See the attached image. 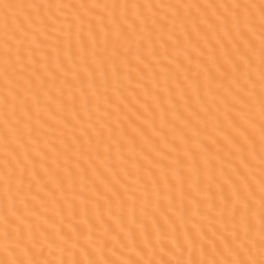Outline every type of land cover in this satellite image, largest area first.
Masks as SVG:
<instances>
[{
	"label": "bare ground",
	"instance_id": "1",
	"mask_svg": "<svg viewBox=\"0 0 264 264\" xmlns=\"http://www.w3.org/2000/svg\"><path fill=\"white\" fill-rule=\"evenodd\" d=\"M234 2L256 5L252 10L256 27L249 33L256 51L253 55L247 100L237 109H232L230 104L221 107L218 115L225 124L232 116H236L251 133L249 140L255 146V153L249 156L244 171L255 192L252 223L253 236L258 240L260 184L264 176L260 160V127L264 122L261 118V103L264 98L261 96L259 78L261 0H0V166H3L6 155L2 136L5 124L4 97L11 99L15 95L13 88L24 91L23 85L28 84L30 78L34 77L35 83L30 85L32 92L26 93L33 110L32 123L36 128L33 140H38L40 148L48 154L44 158L46 163L37 164L39 174L35 171L29 172V180L25 181L24 191L20 196L23 204L18 203V207L24 208L31 202V219L38 225H43L41 231L47 228L52 233H58L63 227L65 232H72L73 235L80 232L81 245L87 243L88 236H92L98 248L105 239L115 242L114 237L117 234L128 236L133 227L137 230V237L143 240L142 225L153 234V239L161 225L168 231L178 228L181 236L189 228L199 231L202 225L205 228L211 224L223 227L219 217L227 202V196L232 195L233 189L231 183L222 188L224 178L221 175L220 161L217 160L213 166L209 155L214 158L215 154L209 153L203 144L204 141L213 144L218 136L223 138L217 132V110L214 104L216 92L221 87L223 70L219 69L218 64L211 62L200 64L196 42L203 45V32L197 33L191 21L187 24L183 18L174 21L173 10L158 6ZM5 4L12 7L5 8ZM41 4H51L52 7L43 9V13L38 15L39 9L35 6ZM113 4L145 7H130L125 19V10H114L111 7ZM56 5L69 7L58 8ZM80 5L99 7L81 8ZM104 5L109 7L105 8ZM148 5L153 7H147ZM192 12L194 16L202 15L204 9H193ZM30 16L36 23L30 26L29 31V27L22 26L20 22L26 23ZM146 18L147 25L144 23ZM133 21H136V25H133ZM161 21L167 23L166 28L161 26ZM25 35L27 40L23 63L17 60L12 68L7 63L6 42L16 43ZM188 52L193 53L190 63ZM13 55L15 57V52ZM204 59H208L207 55ZM181 61H184L183 66ZM6 66H9L8 74L5 73ZM208 68L216 76L215 80L206 71ZM197 73L199 97L194 79ZM185 88L187 92L182 95L181 90ZM157 95L162 100L159 105L154 100ZM205 100L207 105L204 104ZM177 101L180 111L184 113L179 118L181 128L197 108L201 110V119L195 120V123H200L202 128L204 108L211 105L212 114L208 116L207 133L202 134L199 141L194 139L188 145L180 139L182 133L178 132L173 137L170 129H166L169 131V145L166 147L161 144L164 156L153 152L157 161L164 159V164L168 165L165 168L164 164L150 163L148 152L152 151V146L146 142L147 134H138L137 130L149 120L153 108L156 109L157 129L162 108L169 109L170 122L176 120L178 113L173 115L171 109ZM120 107L124 109L123 114L118 113ZM240 108L249 115L241 113ZM109 109L112 112L110 123L116 127L115 138L111 140L109 119L106 116ZM137 109L140 111L137 112ZM141 112L144 113L142 117ZM126 115H131L133 120L140 117L137 123L129 124L127 134L124 132ZM101 128L105 132L103 144L98 143ZM174 138L180 147L172 151L171 156H167ZM109 143L112 145L111 159H108L107 152ZM8 147L16 149L14 144ZM97 147L102 153L99 157ZM142 148H147V151L142 152ZM186 148L194 151L196 155L186 154ZM141 160L143 165L139 163ZM112 165L116 166L115 169ZM125 165L132 172L131 176H125L131 188L122 197L123 207L120 200L109 206L108 196L112 193L98 179V171L101 170L102 174L104 171L107 176L112 171L120 170L121 175H124ZM241 172L243 173V169ZM120 184L123 185L124 181L121 180ZM121 191H124L123 187ZM10 207L0 171V223ZM230 213L231 205L224 216L225 222L229 221ZM2 231L0 227V260L6 255ZM162 243L168 247L167 241ZM120 255H125V259L129 256L141 258L135 251L127 253L124 249H119L113 258H120ZM215 255L220 258L227 253L221 247ZM39 258L72 260L76 257L67 253L62 256L56 246L49 249L46 244L44 255ZM96 258H100L98 251ZM155 258L159 259V256ZM166 258L175 259L174 256ZM183 258L189 259L187 252ZM193 258L202 257L197 253Z\"/></svg>",
	"mask_w": 264,
	"mask_h": 264
},
{
	"label": "snow or ice",
	"instance_id": "2",
	"mask_svg": "<svg viewBox=\"0 0 264 264\" xmlns=\"http://www.w3.org/2000/svg\"><path fill=\"white\" fill-rule=\"evenodd\" d=\"M3 6L5 8L12 7L8 4ZM35 7L39 9L38 15H41L43 9H51L52 5L41 4ZM56 7L66 8L69 5H56ZM80 7L95 9L99 5H80ZM104 7L107 8L109 6L104 5ZM111 7L114 10L123 8L125 10V19H127V10L130 7L143 8L145 5L113 4ZM147 7L153 6L148 5ZM158 7H167L173 10L174 21H179L181 18L185 20L186 24L188 21H191L197 33L203 32V45L199 41L196 42L200 64L204 65L211 62L218 64L219 69L223 70L221 87L217 90L216 99L214 100L217 110V132L223 138L221 139L218 136L213 144H208L207 141L203 142L205 149L209 153L215 154L214 158L209 155L213 166L216 165L217 160L220 161L221 175L224 178V183L221 185L222 188H225L227 183H231L233 189L232 195L227 196V202L219 217V222L223 223V227L211 224L210 227L205 228L202 225L199 231L189 228L181 236L178 228L174 227L171 231H168L161 225L155 239H153V234L148 231L146 226L142 225L141 227L144 232L143 240L137 237V230L133 227L130 229L128 236L117 234L114 237L115 242L105 239L98 248L92 236H88L87 243L81 245L82 233L80 232H76L73 235L72 232H65L63 227H61L58 233H52L47 228L41 231L43 225H38L36 221L31 219V202L26 204L24 208L18 207V203L23 204L20 196L24 191L25 181L29 180V172L35 171L39 174L37 164L46 163V159L44 158L48 154L46 150L40 148L38 140H33L36 128L32 123L33 110L26 95V93L32 92L30 85L35 83V78L33 77L30 78L28 84L23 85L24 91L13 88L12 91L15 95L11 99L8 96L4 97L5 124L2 136L6 155L3 166H0V171H2L3 183L6 187L11 207L10 210L5 211L4 219L0 223V227L3 230V249L6 253L5 257L0 260V264H264V176H262L260 184V228L259 239L257 240L253 236L254 225L252 223L255 192L251 188V182L247 173L244 171L245 166L249 162V156L255 153V146L249 140L251 133L236 116H232L231 120L225 124L218 115L221 107H227L230 104L232 109H237L248 98L252 64L254 63L253 55L256 51L255 43L251 40L249 33L256 27L253 22L254 13L252 11L256 5L241 4L239 2L208 5L177 3L160 5ZM200 8L204 9L203 14L194 16L192 10ZM212 9H215V11H210ZM259 9V78L261 96L264 98V0H261ZM44 22L46 25L47 17H45ZM20 23L22 26L29 27L30 31V26L34 25L36 21L30 16L26 23L24 21ZM144 23L147 25V18ZM160 23L162 27H167L166 22L161 21ZM133 25H136V21H133ZM70 39L71 33L69 32ZM26 40L27 35L23 39L17 40L16 43H12V41L6 42L7 63L10 67L14 68L17 60L23 63ZM34 51L33 49L32 54H34ZM13 52H15V57ZM205 55L208 57L207 60L204 59ZM192 56L193 53L188 52L189 63ZM180 63L183 66L184 61ZM9 66L5 67L6 74L9 73ZM188 71L190 74V69ZM206 71H208L213 80L216 79V76L211 72V68L206 69ZM194 79L197 84V95L199 97V73H197ZM186 92V88L181 90L182 95L186 94ZM171 98L170 93L169 99ZM154 100L157 105L162 103L159 95L155 96ZM207 103L205 100L204 104L207 105ZM37 106H39V99H37ZM148 106L151 107V105ZM136 111L139 112L140 110L137 109ZM171 111L173 115L178 113L177 119L170 122L168 119L169 109L167 107L162 108L160 125L157 129L156 109L153 108L149 120L145 121L148 127H145V124H141L137 130L138 134H147L146 142L152 146V151L148 152V156L151 157L150 163L164 164V159L157 161L153 152L164 156L161 144H164L166 147L169 145V131H166V129H170L173 137H176L178 132L182 133L180 139L185 145L191 144L194 139L199 141V137L207 133L208 116L212 114L211 105L204 108V115L202 117L203 128L200 123H195V120L201 119V110L199 108L196 109L192 116L187 118L183 128H181L179 123V118L184 115L179 109V101L172 106ZM240 111L244 115H249L243 108H240ZM118 113H124L123 107L118 109ZM143 115L144 113L141 112L140 116L142 117ZM106 116L109 119V139L111 140L116 135V127L110 123L112 116L111 109L107 110ZM119 118L118 115L117 119L119 120ZM139 118L136 117L133 120L131 115H126L127 123L124 124L125 134H127L129 124L137 123ZM261 118L264 121V99H262L261 103ZM149 127L151 128L150 133ZM189 130H191V134H189ZM104 135V129L101 128L99 132V144L105 143ZM89 136L91 137L90 132ZM260 137L261 172L264 173V122L261 123ZM13 144L16 146L15 150L8 147ZM133 146L135 147V136H133ZM179 147L180 145L176 142V139H172L171 150L167 152V156H171L172 151ZM111 150L112 145L109 143L107 148L108 159H111ZM141 151H147V148H142ZM96 152L97 157L102 155L99 147H97ZM186 154L196 155L194 151H188L187 148ZM139 163L143 165V160L139 161ZM49 167L51 166L49 165ZM97 167L99 168V166ZM111 167L115 169L116 166L112 165ZM164 167L167 168L168 165L164 164ZM241 169H243V173ZM123 172L124 175H121L120 170L112 171L110 175L106 176L104 171L103 174L101 170L98 171V179L112 193L108 196L109 206L120 200L121 207H123L124 201L122 197L131 188L128 180L125 178V176L132 175L130 168L125 165ZM121 180L124 181L123 185L120 184ZM122 187L124 189L123 192L121 191ZM30 190L31 182H29ZM229 205H231V213L229 221L225 222L224 216L229 212ZM132 219L133 223H135L136 218L134 214ZM78 228L79 225H77ZM123 229V217H121V230L123 231ZM163 241H167L168 247L163 245ZM46 244L49 249L53 245L56 246L62 256L67 253L76 258L72 260H42L39 257L44 255ZM221 247L227 255H221L220 258H217L215 253ZM93 248H96V251L100 253V258H96V251H93ZM119 249H124L127 253L135 251L141 258L136 259L129 256L125 259V255H120V258L114 259L113 256L116 255ZM185 252L189 255V259L187 260L183 258ZM197 253L202 257L201 259L193 258L194 254L197 255ZM80 256L88 258H78ZM157 256H159V259L155 258ZM167 256H174L175 259H168L166 258ZM144 257L148 258L144 259Z\"/></svg>",
	"mask_w": 264,
	"mask_h": 264
}]
</instances>
